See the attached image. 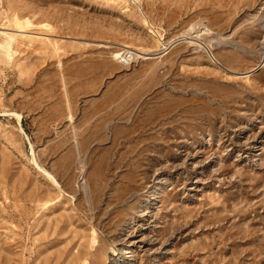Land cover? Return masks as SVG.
I'll use <instances>...</instances> for the list:
<instances>
[{
    "label": "rangeland",
    "instance_id": "1",
    "mask_svg": "<svg viewBox=\"0 0 264 264\" xmlns=\"http://www.w3.org/2000/svg\"><path fill=\"white\" fill-rule=\"evenodd\" d=\"M0 264H264V0H0Z\"/></svg>",
    "mask_w": 264,
    "mask_h": 264
}]
</instances>
